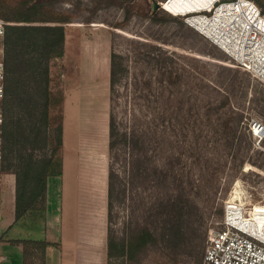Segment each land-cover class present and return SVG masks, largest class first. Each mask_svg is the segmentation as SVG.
I'll return each instance as SVG.
<instances>
[{
  "label": "rangeland",
  "instance_id": "374dc122",
  "mask_svg": "<svg viewBox=\"0 0 264 264\" xmlns=\"http://www.w3.org/2000/svg\"><path fill=\"white\" fill-rule=\"evenodd\" d=\"M17 1L0 0L7 24L15 22L2 14ZM154 1L47 0L53 13L69 19L65 54L50 62L52 90H63L65 97L51 108V141L36 155L57 152L63 174L50 179L47 230L14 225L13 192L3 193L7 260L2 264L16 262L11 241L16 237L47 239L46 264H107L108 228L118 243L109 264H210L206 250L225 226L228 201L244 204L246 211L264 202V81L188 23V13L217 0H156L161 6L155 10ZM2 47L0 82L9 88L12 114L21 128H33L28 94L43 92V78L33 73L40 60L30 70L8 57L40 56L8 53L6 32ZM114 54L117 80L112 82ZM3 99L2 170L10 177L16 159L4 136ZM60 117L63 147L55 141ZM111 118L117 127L113 148ZM255 121L261 132H255ZM30 145L20 140L16 153ZM132 164L141 170L133 181ZM110 166L127 188L120 198L115 193L111 219ZM175 203L189 213L187 241L169 248L162 234ZM146 228L155 230L146 246L118 255L124 238L129 244L133 235L138 245ZM31 264H43L39 254Z\"/></svg>",
  "mask_w": 264,
  "mask_h": 264
},
{
  "label": "trees",
  "instance_id": "16d2710c",
  "mask_svg": "<svg viewBox=\"0 0 264 264\" xmlns=\"http://www.w3.org/2000/svg\"><path fill=\"white\" fill-rule=\"evenodd\" d=\"M264 13L263 0H256ZM8 22L15 24H6V47L8 53H27L35 52L40 57H8V61L18 58L28 65L30 70L39 61V66H35L34 72L43 78L44 88L41 96L35 97V93L28 94V104L30 103L29 120L33 121V128H21L15 121L16 116L12 114L11 94L8 87L4 90L3 106L5 110V140L10 142L12 149L8 153L14 155L15 164L10 165V169L16 175V204L15 220L13 224H18L28 230L46 229L48 223V191L49 179L55 176H61L63 169L57 163V152L54 155L39 157L36 150L47 146L51 141L48 132V126H51L52 117L50 110L64 100L63 90L56 94L52 90V75L50 62L53 59H62L65 54L66 27L65 23L69 19L64 15L53 13L47 6V0H18L14 5L9 6L8 11L2 14ZM116 54L112 57L111 78L112 82L117 80ZM33 68V70H34ZM61 118V117H60ZM116 124L113 118L110 120V147L114 146L116 135ZM56 140L60 147L64 145V119H60L58 124ZM20 140H26L30 145L29 149L24 147V151L16 153L15 145ZM42 143V144H41ZM59 147V148H60ZM28 150V151H27ZM130 167V177L132 181L140 175V169L132 164ZM108 218L111 219V210L113 209V199L118 192V198L127 190L126 185L120 179V172L110 166L108 174ZM115 177L119 181L115 182ZM173 211L168 213L162 234V242L169 248H177L187 241V220L189 213L184 205L175 203ZM145 233L139 237L140 243H133V235L129 244L125 238L121 244L120 256H125L126 252L139 246H146L148 240L155 237V230L146 228ZM3 233L4 230H3ZM108 259L114 257L113 249L118 247L115 238L111 237L108 228ZM129 238V239H131ZM12 242L23 244L24 264H31V258L39 254L46 264V248L48 241L45 239H11ZM195 247H197L195 245Z\"/></svg>",
  "mask_w": 264,
  "mask_h": 264
},
{
  "label": "built area",
  "instance_id": "2783aa9c",
  "mask_svg": "<svg viewBox=\"0 0 264 264\" xmlns=\"http://www.w3.org/2000/svg\"><path fill=\"white\" fill-rule=\"evenodd\" d=\"M244 2H247L244 3ZM249 6L252 3V12L247 11L245 7L239 8V4ZM230 15L235 16V21L232 23V29L238 31L241 46L245 45V52L258 51L264 57V13L261 7L255 0H217L212 7V10H202L197 13H204L208 17H215L217 12L224 10ZM195 14V13H193ZM191 16V15H189ZM232 21V20H231ZM188 23L195 26L188 19ZM6 21L0 17V81L4 75V64L1 60L3 52V40L6 32ZM200 32L206 35L202 29L195 26ZM228 30V29H227ZM207 36V35H206ZM211 38L217 45L224 50L226 48L221 46L213 37ZM239 41L238 39H236ZM243 42V44H242ZM257 52V53H258ZM237 60L244 63V66L250 70L253 75L264 81V75L257 74L252 69V62L247 60L250 57H236L235 54L228 51ZM250 56L256 60V64L264 65L260 61L258 55ZM3 85L0 82V97L3 96ZM2 117L0 113V245L3 240V193L5 192L8 177L2 170L3 152H2V138H1V124ZM259 126L262 131L263 126L258 122H254V129ZM256 132V129H255ZM264 205V202H262ZM249 211H241L236 206H228L224 220V228L215 232L211 237V242L207 247L205 260L210 264H264V208L258 209L255 205ZM7 259L6 255L1 252L0 248V263Z\"/></svg>",
  "mask_w": 264,
  "mask_h": 264
},
{
  "label": "bare ground",
  "instance_id": "6f19581e",
  "mask_svg": "<svg viewBox=\"0 0 264 264\" xmlns=\"http://www.w3.org/2000/svg\"><path fill=\"white\" fill-rule=\"evenodd\" d=\"M216 2V1H215ZM214 2V3H215ZM214 3L212 4L211 7L204 8V10H212V7L214 6ZM247 4V2H244ZM163 5V3H162ZM252 3H250L249 6H245L242 3L239 4V8L243 9V7L246 8L247 11H251L252 12ZM164 6V5H163ZM224 10H220L219 12H217L215 17H208V15H205L204 13H188L189 16L188 19L190 20V22L192 24H194L195 26H197L198 28L202 29V31L207 35V36H211L213 37L218 43L221 44V46H223L224 48H226L229 52L233 53L236 55V57H250L247 61L248 62H252V69L254 70L255 73L259 74L261 73L262 75H264V65H259L256 64V60H254L251 56L250 53L253 55H258L260 61H262L264 63V57L262 56L261 53H259L258 51L254 50V51H248L247 54H242L245 52V45L241 46L240 43V37L238 35V31H234L232 29V23L235 21V16L234 15H230L228 14V12ZM202 11V10H201ZM232 20V21H231ZM228 29V30H227ZM236 39H238L239 41H237ZM243 44V42H242ZM244 51V52H243ZM258 52V53H257ZM259 126H256L255 129H257L259 132H261L259 130ZM258 133V132H256ZM239 196V190L235 191ZM235 198L237 199V195L235 196ZM234 200V199H233ZM238 202V201H237ZM229 205L228 206H236L239 209H241V211H246L245 209V205L244 204H240V203H236L233 204L231 202V200L228 201ZM256 207L259 209L264 208V205L262 203H259L256 205ZM247 212V211H246Z\"/></svg>",
  "mask_w": 264,
  "mask_h": 264
},
{
  "label": "crops",
  "instance_id": "0c3cea01",
  "mask_svg": "<svg viewBox=\"0 0 264 264\" xmlns=\"http://www.w3.org/2000/svg\"><path fill=\"white\" fill-rule=\"evenodd\" d=\"M7 179H8V183H7L5 191L12 190V192H13V195H12V198H11V203H12V209H13V212H14V219H13V221H14L15 220V204H16V177H15V175L11 174L10 177H8ZM50 179H49V189H50ZM48 195H49V191H48ZM49 216H50V208H49V204H48V220L50 221ZM47 226H48V223H47ZM42 230H44V229H42ZM45 230H47V227H46ZM3 236L5 237V233H4ZM21 238L22 237H16V238H12V239H21ZM23 239H29V238H23ZM45 240H47V239H45ZM4 241H5V238H3L2 242H1V245H0L1 252L3 251L2 248H3ZM13 243L15 244L14 249L16 250V253L18 254V256L16 255V257H15L16 262L7 263V264H24V247H23V244H19V243H16V242H13ZM46 252H47V248H46ZM81 263L84 264L83 260H82ZM0 264H2V263H0Z\"/></svg>",
  "mask_w": 264,
  "mask_h": 264
},
{
  "label": "water",
  "instance_id": "95a60500",
  "mask_svg": "<svg viewBox=\"0 0 264 264\" xmlns=\"http://www.w3.org/2000/svg\"><path fill=\"white\" fill-rule=\"evenodd\" d=\"M160 6H161V3L155 0L153 3V9L155 10L156 8H158Z\"/></svg>",
  "mask_w": 264,
  "mask_h": 264
}]
</instances>
